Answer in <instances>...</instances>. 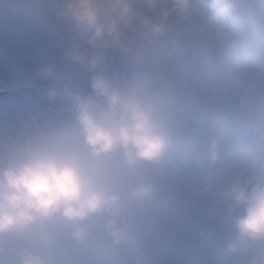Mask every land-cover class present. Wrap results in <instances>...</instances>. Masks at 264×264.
I'll return each mask as SVG.
<instances>
[{"label":"clouds","instance_id":"1","mask_svg":"<svg viewBox=\"0 0 264 264\" xmlns=\"http://www.w3.org/2000/svg\"><path fill=\"white\" fill-rule=\"evenodd\" d=\"M0 264H264V0H0Z\"/></svg>","mask_w":264,"mask_h":264}]
</instances>
